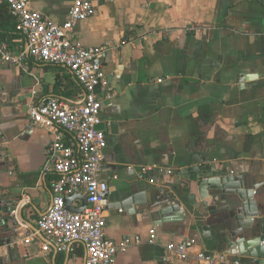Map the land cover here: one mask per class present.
<instances>
[{
  "label": "crops",
  "instance_id": "0c3cea01",
  "mask_svg": "<svg viewBox=\"0 0 264 264\" xmlns=\"http://www.w3.org/2000/svg\"><path fill=\"white\" fill-rule=\"evenodd\" d=\"M72 2L31 0L59 23ZM95 5L73 36L85 46L112 47L103 65L112 97L99 125L107 141L101 173L109 184L106 235L118 244L112 264H200V251L225 255L218 264H253L229 247L228 220L203 196L198 175L185 170L199 162L207 176L231 173L248 186L264 183V0H96ZM2 17L0 39L16 52L25 42L14 19ZM83 96L62 65L30 58L22 70L0 59V202L16 203L12 209L22 233L11 264H84L80 243L68 252L52 247L45 252L35 240H49L40 233L28 244L22 241L36 232L35 221L52 199V176L43 164L53 134L38 125L27 129L25 104L59 97L77 106ZM62 133L65 142L73 141ZM147 164L173 174L151 184L138 173ZM137 193L148 200L172 199L185 218L151 224L149 215L123 206ZM72 204L79 207L81 201ZM180 241H193L186 259L166 251L168 243Z\"/></svg>",
  "mask_w": 264,
  "mask_h": 264
},
{
  "label": "built area",
  "instance_id": "2783aa9c",
  "mask_svg": "<svg viewBox=\"0 0 264 264\" xmlns=\"http://www.w3.org/2000/svg\"><path fill=\"white\" fill-rule=\"evenodd\" d=\"M2 1L14 18L16 31L25 46L14 52L9 41L0 39V59L22 70H27L30 58L39 63L62 65L70 70L84 95L77 106L59 97L31 98L25 104L27 122L53 134L43 164V171L52 176L49 179L52 199L48 210L35 221L36 232L22 241L28 244L40 233L49 240H35L45 252L51 247L64 252L73 243H80L85 249L84 264H112L118 244L106 235L109 184L101 179V173L107 141L99 128L102 111L112 97L109 77L103 68L104 58L112 47L107 42L85 46L73 36L74 27L94 13L96 0H73L67 18L60 23L45 17L32 6L31 0ZM62 132L70 134L73 141L65 142ZM138 173L141 179L156 184L158 177L170 176L173 170L147 164L141 165ZM72 194L85 195L86 206L82 211L72 212L65 207V198ZM154 233V229L150 230L151 239ZM192 242H170L166 251L186 259L188 243ZM196 256L200 264H218L225 260L223 254L204 251ZM232 263L240 264V261Z\"/></svg>",
  "mask_w": 264,
  "mask_h": 264
},
{
  "label": "water",
  "instance_id": "95a60500",
  "mask_svg": "<svg viewBox=\"0 0 264 264\" xmlns=\"http://www.w3.org/2000/svg\"><path fill=\"white\" fill-rule=\"evenodd\" d=\"M33 127L34 125L30 123L27 129ZM185 171L198 175L197 183L204 189L203 196L215 201L221 215L228 220L230 225L227 231L228 245L234 249V253L245 255L253 264H264V183L255 182L248 186L244 178L231 173L207 176L199 162H195ZM209 190H214L215 193L210 194ZM75 198L81 201L79 207L72 204ZM64 203L70 211L80 212L86 206V197L83 194H72L65 198ZM15 206L16 203L12 205L8 201L0 202V264H11L18 258L15 240L22 233L18 230L19 221L15 216V210L12 209ZM123 206L127 209L135 206L137 213L151 217L153 225L178 222L185 218L183 208L172 199L148 200L145 195L137 193L130 196ZM208 227L205 225V230Z\"/></svg>",
  "mask_w": 264,
  "mask_h": 264
},
{
  "label": "trees",
  "instance_id": "16d2710c",
  "mask_svg": "<svg viewBox=\"0 0 264 264\" xmlns=\"http://www.w3.org/2000/svg\"><path fill=\"white\" fill-rule=\"evenodd\" d=\"M1 2L3 4H2V6H0V15L1 16L3 15L2 18H4L6 21L10 22V19L13 20L14 18L12 17L11 13L9 12L7 5L3 1H1ZM14 29H16L15 28V22H14Z\"/></svg>",
  "mask_w": 264,
  "mask_h": 264
}]
</instances>
